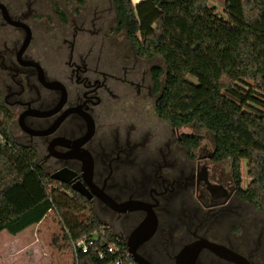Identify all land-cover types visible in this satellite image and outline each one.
<instances>
[{
  "label": "flooded vegetation",
  "instance_id": "flooded-vegetation-1",
  "mask_svg": "<svg viewBox=\"0 0 264 264\" xmlns=\"http://www.w3.org/2000/svg\"><path fill=\"white\" fill-rule=\"evenodd\" d=\"M108 2L0 0V101L13 140L49 176L66 169L102 224L149 264H190L206 242L215 247L203 244L191 264H261L264 224L254 229L252 216L264 212L240 198L228 160L191 148L158 115L155 66L141 62L152 58L136 55L113 1L108 24ZM112 30L127 55L113 54Z\"/></svg>",
  "mask_w": 264,
  "mask_h": 264
},
{
  "label": "trees",
  "instance_id": "trees-1",
  "mask_svg": "<svg viewBox=\"0 0 264 264\" xmlns=\"http://www.w3.org/2000/svg\"><path fill=\"white\" fill-rule=\"evenodd\" d=\"M221 1L220 10L207 0H113V6L136 55L164 64L151 70L160 90L158 115L174 127L205 130L213 156L229 161L240 198L264 212V0ZM55 12L62 17L58 7ZM0 133V232L15 236L53 210L74 264H114L112 255L100 260L76 247L89 237L98 247L125 245L88 199L51 178L33 149L13 140L1 101ZM181 138L191 148L203 139L195 133ZM243 160L250 178L245 187Z\"/></svg>",
  "mask_w": 264,
  "mask_h": 264
},
{
  "label": "rangeland",
  "instance_id": "rangeland-1",
  "mask_svg": "<svg viewBox=\"0 0 264 264\" xmlns=\"http://www.w3.org/2000/svg\"><path fill=\"white\" fill-rule=\"evenodd\" d=\"M49 2L52 0H48ZM59 1V0H58ZM67 2V7L72 5V0H65ZM89 5H93L97 1L101 0H83ZM106 1V0H105ZM112 1L109 0L108 6H110V11H106L107 17L109 19L108 24L113 26V9ZM79 2V1H78ZM211 5H215L217 10L222 7L221 0H207ZM77 4V1H76ZM74 5V4H73ZM75 6V5H74ZM50 8V7H49ZM45 9L47 12H51L50 9ZM57 23L56 17L53 15L52 20H49V24L53 25ZM108 36L112 37L114 41L113 54H124L127 55L129 52L128 48L125 46L126 42L123 40L121 33L111 31ZM107 44L110 41L106 42ZM115 44L117 46L115 47ZM47 45V44H46ZM123 55V54H122ZM129 57V56H128ZM127 58V56H126ZM144 66L154 65L164 68V64L159 57H153L148 62L141 61ZM180 132L195 133L201 136L203 139L200 141V145H207L211 148L210 136L205 130H192L188 126L180 127ZM227 166V167H226ZM225 168H229L226 163ZM229 174V173H228ZM240 174H241V186L245 187L249 182L250 178L246 174V163L241 161L240 164ZM256 226L254 229L258 228V224L261 222L264 224V214L256 212L255 215ZM101 218V217H100ZM242 225L246 221L241 222ZM241 225V227H242ZM241 229V228H240ZM63 230L56 213L53 210H49L43 219L37 225H34L27 229L24 233L17 236V239L13 241L15 236L10 235L6 231L0 232V264H74L73 252L68 243L63 240ZM257 237L256 233L253 231L250 233L249 237ZM9 239V240H6ZM11 239V240H10ZM261 241V249L258 251L257 260L264 264V232L259 238Z\"/></svg>",
  "mask_w": 264,
  "mask_h": 264
},
{
  "label": "built area",
  "instance_id": "built-area-1",
  "mask_svg": "<svg viewBox=\"0 0 264 264\" xmlns=\"http://www.w3.org/2000/svg\"><path fill=\"white\" fill-rule=\"evenodd\" d=\"M4 142L5 140L0 133V143L2 144ZM105 228L106 227H103L102 230H104ZM95 243H96V238L89 237V238H85L83 241L78 243L76 247L82 253H87L91 251L94 254L95 258L100 260L104 259L107 255H112L114 257L113 258L114 264H119L121 261H126L128 259H131L130 254L128 253L125 246L104 244L102 247H98Z\"/></svg>",
  "mask_w": 264,
  "mask_h": 264
},
{
  "label": "water",
  "instance_id": "water-1",
  "mask_svg": "<svg viewBox=\"0 0 264 264\" xmlns=\"http://www.w3.org/2000/svg\"><path fill=\"white\" fill-rule=\"evenodd\" d=\"M66 171V169H62V170H59V171H56L54 172L53 174L50 175L51 178L55 179V180H58L62 183H69L70 184V187L77 191L78 193L80 194H83V195H86L88 196L86 190L84 189L83 185H81V183L79 181H75V182H71V175L69 173H64ZM211 248H214L215 245L214 244H211V243H203ZM199 245L197 246L196 249L193 250V253H192V257L190 259V264L193 260V257L195 256L197 250L203 245ZM126 248H127V251L128 253L130 254V257L131 259L133 260V262L135 264H149L146 260H144L143 258H141L134 250V247L133 246H130L129 243H126ZM241 260V259H240ZM243 261V260H241Z\"/></svg>",
  "mask_w": 264,
  "mask_h": 264
},
{
  "label": "crops",
  "instance_id": "crops-1",
  "mask_svg": "<svg viewBox=\"0 0 264 264\" xmlns=\"http://www.w3.org/2000/svg\"><path fill=\"white\" fill-rule=\"evenodd\" d=\"M131 1H132L133 4H135V3H137V2L140 1V0H131ZM39 223H40V222H39ZM37 224H38V223H37ZM37 224H34V225H37ZM34 225H31V226L25 228L23 231H21V232H19L17 235H15V237L13 238V241H14L15 239H17V236H18V235L24 233L27 229H29L30 227H32V226H34ZM6 240H9V239H6ZM10 240H11V239H10Z\"/></svg>",
  "mask_w": 264,
  "mask_h": 264
}]
</instances>
